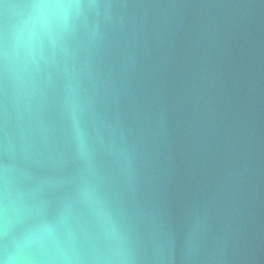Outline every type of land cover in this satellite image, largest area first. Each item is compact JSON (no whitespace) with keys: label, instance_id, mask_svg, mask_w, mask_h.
<instances>
[{"label":"water","instance_id":"water-1","mask_svg":"<svg viewBox=\"0 0 264 264\" xmlns=\"http://www.w3.org/2000/svg\"><path fill=\"white\" fill-rule=\"evenodd\" d=\"M0 264H264V0H0Z\"/></svg>","mask_w":264,"mask_h":264}]
</instances>
